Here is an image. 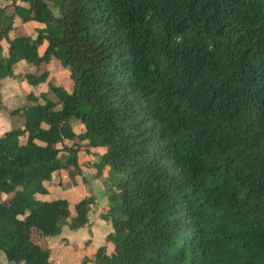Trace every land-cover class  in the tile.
<instances>
[{"label":"trees","instance_id":"obj_1","mask_svg":"<svg viewBox=\"0 0 264 264\" xmlns=\"http://www.w3.org/2000/svg\"><path fill=\"white\" fill-rule=\"evenodd\" d=\"M3 1L0 79L27 64L47 83L53 61L71 80L30 90L0 135L5 260L51 264L47 238L89 225L94 197L36 195L100 146L112 231L93 264H264V0Z\"/></svg>","mask_w":264,"mask_h":264},{"label":"crops","instance_id":"obj_2","mask_svg":"<svg viewBox=\"0 0 264 264\" xmlns=\"http://www.w3.org/2000/svg\"><path fill=\"white\" fill-rule=\"evenodd\" d=\"M2 1L3 0H0V6L6 5V1H4V3H2ZM28 25L33 29L39 27V24L35 21L27 22L23 25L26 32H28L26 29V26ZM6 109L7 111H11V108L9 109L6 107L5 110ZM5 118H7V116H5ZM71 125L76 133L82 129V124L78 120L76 124L71 122ZM9 129L8 127L6 129L5 126V131ZM66 144H70V142L66 141ZM103 152L104 148L102 147H91L89 152L79 150L77 153L78 170H74L70 166L67 168H61L55 172L61 178L60 185H50L48 183V185L52 187H47V190H53L54 192L57 191L63 196H66L67 194L66 187H70L71 195H77L73 205L83 197L92 196L96 199L95 207L89 212V225L77 230H72L75 231V233H80L79 237L73 239L67 236L66 232H68L67 229L69 228L68 226H63L59 235L47 238L51 245L50 257L51 260L53 259L51 264H83L84 262L86 264H93L91 260L92 255L99 246L105 243L106 235L112 231L111 224L100 217V212L105 210L109 204L108 192L105 185V182L108 180V169L107 166L106 168H102L101 166L103 164H100ZM55 173H53V175ZM111 249L112 248L109 247L108 252H110ZM54 253H58L57 256L54 257ZM81 259L83 260V263H80Z\"/></svg>","mask_w":264,"mask_h":264},{"label":"rangeland","instance_id":"obj_3","mask_svg":"<svg viewBox=\"0 0 264 264\" xmlns=\"http://www.w3.org/2000/svg\"><path fill=\"white\" fill-rule=\"evenodd\" d=\"M4 3V1H2ZM26 29L29 33L33 35V37L36 36L35 29L31 28V26H26ZM40 51L42 52L44 50V45L41 43L39 46ZM45 69L48 70L49 72V82L45 83H39L36 86L29 85L23 78V75L27 72H33L35 70L34 66L32 65H27L23 66L22 68L19 67L17 70L15 76H9V77H4L0 79V95L2 97V103L3 106L0 108V135L5 132V126L6 129L8 127H18L21 126V119L19 116L16 115H9V111L5 108H11L15 109L18 108L26 103H28V100L26 99V94L30 91L33 90L36 94L40 93H46L49 96H52L51 93L48 92L47 88L49 83L50 84H56L60 85L64 90L69 91L71 88V80L69 78V67H64L58 63H54L53 61L49 62L46 66ZM42 69L35 70V72L39 73ZM53 97V96H52ZM54 98V97H53ZM41 101V100H40ZM6 106V107H5ZM7 116V118H5ZM9 117V118H8ZM71 122H74V124L77 123L76 119H71ZM11 126V127H10ZM82 129H80L79 132H81ZM78 132V133H79ZM100 146H96L98 148ZM93 148V147H92ZM83 150V149H81ZM102 168H106V165H102ZM108 172L107 175L109 177V168L107 167ZM107 177V178H108ZM60 176L55 173L50 181H45L44 185L47 189V187H52L50 185H60ZM48 183L50 185H48ZM67 189V194L66 196H63L62 194H59L57 191H50L49 189L47 190L46 194H37V198L39 200L45 201V200H52L58 197H65L70 201L71 207L70 209L73 211V203L76 200V196L71 195V188L66 187ZM5 196V195H3ZM65 230V229H64ZM68 232L67 236L76 239L77 237L80 236V233H75V231H72L70 229H67ZM37 236V235H36ZM98 236V233H97ZM48 246L50 248V243L48 242ZM76 248V247H74ZM76 251V250H75ZM58 253H54V257L57 256ZM92 258V257H91ZM83 259V258H82ZM80 263H83L82 260ZM53 260V259H52ZM51 257H50V262L52 263ZM0 262L4 264H13L11 262H8L5 260L4 256L0 254Z\"/></svg>","mask_w":264,"mask_h":264}]
</instances>
